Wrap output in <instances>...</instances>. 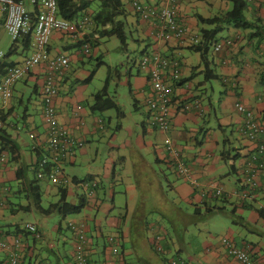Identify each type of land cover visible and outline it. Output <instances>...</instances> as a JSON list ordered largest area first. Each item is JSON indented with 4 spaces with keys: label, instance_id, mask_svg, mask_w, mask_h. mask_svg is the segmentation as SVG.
Here are the masks:
<instances>
[{
    "label": "crops",
    "instance_id": "crops-1",
    "mask_svg": "<svg viewBox=\"0 0 264 264\" xmlns=\"http://www.w3.org/2000/svg\"><path fill=\"white\" fill-rule=\"evenodd\" d=\"M137 1L150 5H161L163 2ZM178 2V20L187 28L188 35L198 37H202V31L213 29L201 25L198 18L211 20L232 8L231 0ZM122 3L123 15L117 20L136 31L143 55L159 52L180 60L181 80L172 98V129L169 133H163L149 127L147 111L144 110L150 96V86L148 74H141L140 71L133 78L130 72L125 73L127 69L122 73L115 70L113 73L116 74L117 82L110 77L108 95L121 108L123 106L116 97L109 94V88L113 84L128 87L127 100L135 112L142 113V121L134 119L136 117L133 115L127 117L126 114L118 120L114 110H109L115 112V116H111L106 115L108 111L94 112L91 109L93 95L102 89L108 67L114 70L107 63L97 67L101 64L99 59L95 70H92V79L85 84L77 83L87 79L92 72L85 66L86 55L98 56L102 53L99 51L102 44L108 41L105 37L100 38V27L91 18L95 11L87 10L90 19L76 40L54 32L49 42V53L51 56H66L70 60L68 70L60 79L59 96L54 102L57 120L73 138L84 142L75 159L63 166V171L64 168H70L79 173L82 167L87 171L81 179L73 174L71 177L66 176L71 181V185L66 188L68 202L70 197L73 198L69 204L75 205L80 195L85 193L88 196L90 188L97 187L96 192L89 196L91 198L84 208L86 212L83 213V209L68 225L85 224L89 256L94 264H104L108 253L105 241L112 235L120 238L122 264H168L172 256L185 258L190 264H239L228 256L220 241L215 243L218 238H213L209 232L199 228L205 219L199 220L193 215L194 210L200 209L202 212L205 209L221 208L226 211L223 217L230 220L236 229H228L222 233V238H230L236 246L245 247L257 260H264V218L260 214V211L264 214V170L252 178L254 188L247 187V184L243 186L244 170L254 146L239 133L244 118L235 109V104L240 103L264 123V0L247 4L244 15L253 23L250 29L222 26L215 36L213 44L226 43L220 51H215L210 45L208 70L216 77L210 81L205 80L206 69L201 53L178 41L156 40L153 36L154 28L140 21L134 14L131 0H122ZM83 14L79 15L78 21L86 17ZM220 34L226 35L221 37ZM82 39L96 45L90 47L89 54L83 52V48L76 47L77 41ZM12 54L19 55L16 48ZM12 56L7 58V62L14 64L27 57L13 60ZM98 74L97 89L92 91L89 87ZM197 74L203 75L204 83L220 82L222 89L215 93L214 98L208 97L202 90L203 83L197 81ZM42 84V70L36 68L13 87L12 97L7 103L0 101V113L5 115L11 111L7 122L0 123L2 130L19 146L18 158L8 162L0 173V187L8 190L9 194L4 199L10 203V206L7 204L0 211V238L9 243L13 237L21 239L20 264H75L72 257L76 241L72 233L70 240L60 236L65 254V258H61L59 252L55 253L56 248L49 234L38 224L36 227L48 245L44 241L35 245L32 236L30 243L29 234L19 231L27 224L21 221V214L32 213L33 210L16 211L19 205L27 206L31 198L25 179L22 182L15 181L14 171L22 168L27 179L34 177L30 170H25L27 166L32 170L36 159L32 148L37 143L30 141L28 135L35 134L39 141L47 137L48 128L42 118L39 98ZM186 104L188 110L184 109ZM16 105L22 109L21 114L17 113ZM12 117L20 119L22 124L10 122ZM228 130L234 136V146L225 135ZM221 136H224L222 140ZM167 141L179 149L197 187L175 174L170 155L165 149ZM101 142L107 145V153L102 165L96 166L95 162L101 160L98 156ZM43 145L40 148L44 150ZM85 180L90 181H87L89 184L83 182ZM11 183H14L15 189ZM38 184L43 195L41 205L46 201L47 205L59 202L60 187L46 180ZM90 184L96 186L89 187ZM218 189H222L219 197L216 196ZM246 190L249 196L243 199L241 194ZM50 198H56V201L50 202ZM228 206L230 211L227 210ZM244 216L250 218L245 219ZM191 227L196 236L202 239L200 249H194L187 242L186 232ZM55 232L60 235L61 226L56 227ZM233 235H236V239ZM155 239L162 249V255L155 254L150 247L155 244ZM66 248H69L68 252ZM3 261H6V253L0 252V264Z\"/></svg>",
    "mask_w": 264,
    "mask_h": 264
},
{
    "label": "built area",
    "instance_id": "built-area-1",
    "mask_svg": "<svg viewBox=\"0 0 264 264\" xmlns=\"http://www.w3.org/2000/svg\"><path fill=\"white\" fill-rule=\"evenodd\" d=\"M179 0H163L161 5L142 4L137 0H131L134 14L143 23L150 24L154 28L153 36L156 40L163 42L178 41L182 45L193 48L203 43L198 35H188L187 28L178 20ZM248 3L258 0H246ZM88 17L76 23H68L58 16L57 0H0V34L8 35L12 42L26 35L31 37V55L24 58L22 62L7 69L5 76L0 82V101L4 104L12 97L13 87L26 78L34 69L40 68L43 75V84L40 88V103L42 106V118L47 125L48 132L45 140L39 141L38 136L30 133L31 141H35L38 147H44L48 153L37 164L36 177L39 180H47L57 187H68L71 181L65 176L63 166L72 162L80 148L83 147L82 140L73 138L66 128L60 125L55 110V99L59 96L60 79L68 70L70 60L66 56H51L48 51L49 42L54 32L59 35L70 36L74 40L83 30ZM225 41L212 44L215 51H220ZM228 43V42H227ZM83 52L89 54V47L83 46ZM7 54L0 51V63ZM179 58L165 56L159 52L146 53L140 62V72L148 74L150 96L145 102L148 114V125L154 130L169 133L172 129L171 115L173 110V93L181 80ZM197 106V105H196ZM188 110V105H184ZM236 111L244 118L239 130L242 138L254 146L253 154L244 170L243 186L254 188L252 178L258 172L264 170V123L256 117L251 110L240 103L235 104ZM2 125H0V130ZM166 152L170 155L175 174L197 187L187 164L183 161L179 149L170 141L166 142ZM7 161V155H0V173ZM50 169L45 171L47 165ZM251 166V167H250ZM248 167V168H247ZM95 187L90 184L89 187ZM8 190L0 187V211L5 207L4 196ZM90 191L88 196H92ZM249 191H243V199H247ZM222 195V189H218L216 196ZM23 229L32 235V241L39 245L42 235L37 227L25 224ZM70 231L75 237L74 246L75 264H94L90 260L88 238L86 227L83 223L69 225ZM221 245L228 256L235 259L239 264H264V260H257L244 247H238L233 240L223 237ZM108 253L104 264H122L120 253V240L112 235L107 238ZM22 246L20 238H12L11 242L0 238V252L6 253V264H20L19 251ZM171 264H190L183 258L172 257ZM44 264V263H42Z\"/></svg>",
    "mask_w": 264,
    "mask_h": 264
},
{
    "label": "trees",
    "instance_id": "trees-1",
    "mask_svg": "<svg viewBox=\"0 0 264 264\" xmlns=\"http://www.w3.org/2000/svg\"><path fill=\"white\" fill-rule=\"evenodd\" d=\"M94 2H97L99 4V6H98V9L95 10V12L91 15V18H92L93 22L96 23V25L100 27V31H99L100 32V38L107 36L108 33H110V32H114L117 39L119 40L120 45L122 46L123 49H125L127 46L126 38L124 37V35L122 33L124 23L122 21L117 20L118 17L123 15L122 0H57L58 16L60 17L61 20H64L68 23H76L78 21L79 15L82 13H84L83 15H85L86 17H88L90 19V15L86 12H87V10L90 9L91 4ZM231 3H232L231 10L225 12L221 16L215 17L214 19H211V20H204V19L198 18L199 23L201 25L213 27L212 30L202 31V33H201L202 37L201 38H202L203 43L200 44L199 46L192 48V49H195L196 51H198L199 53L202 54V63L204 64L205 69H206V72H205V80L206 81L216 79V77L213 76V74L208 70L209 66H208L207 57L209 54L210 45L213 44L212 42H213L215 36L222 29V26L231 25L236 29L247 30V29H250L251 26L253 25V23L248 21L244 15L245 9L247 8V4H248L247 1L246 0H231ZM77 42L78 43H77L76 47L83 48V46H85V44H88L89 49H90V47H96V45H94V44H92L86 40H83V39L80 41H77ZM12 44L13 45L8 49V51L6 53L7 54L6 58L3 60V62L0 63V79L5 76L7 69L16 65L13 62H7V58H10L13 55L12 53L15 51V48H17V44H21L23 49L29 50L30 45H31V37H30V35H26V36L22 37L21 39H17L15 41H13ZM5 61L7 62L6 64H4ZM100 61H101V64H99L97 67L104 64L102 58H100ZM114 71H115V69L112 70L111 68L108 67L107 77L104 81L102 89L93 95V104L91 106V109L94 112H104V111L114 110L116 112L117 119L121 120L125 116L124 112L117 105L115 99L109 97V95H108L109 79H110V77ZM93 75H94V71L91 72L90 76L87 79H85L83 81H79L77 83H82V84L88 83L92 79ZM1 80H0V82H1ZM39 98H40V93H39ZM10 112L6 113L5 115H3V113H0V123L5 124L7 122L8 117L10 115ZM32 142L35 143V141H32ZM32 150L35 152V156H36L35 163L32 165V170L30 169V166H27L25 168V170L26 171L30 170V172L33 174L34 177L31 179H29V178L27 179L26 175L23 173L24 170L22 168H16V170L14 171L15 181L22 182L25 179V181L27 183L28 192L30 193V198H31L27 206L19 205V208L16 211L17 212L18 211L29 212V211L33 210V211H37L38 213H40L41 215H43L45 217H49L50 215L55 214L63 220L68 218L69 216H78L81 213V211L87 206V203L89 202V196H87L84 193L83 195H80V197L78 198L77 203L75 205H71L68 202V191L66 189L67 187H60L58 189L59 202L49 204L46 209L43 208V206L41 205V201H43V195H42V192L40 191V187H39L38 183L40 181H44V180L37 179L36 172L38 171L37 164L48 153L46 151H44L43 149H41L40 147L36 146V144L32 148ZM3 153L7 155V161L5 164V165H7L8 162H13L14 160H16L18 158L19 146L11 138V136L6 135L5 132L1 128V130H0V155ZM49 169H50V164L46 166L45 171H48ZM87 181L88 180H85L83 182H86L87 184H89L88 182H90V181H88V182ZM90 189L92 191L96 192L95 190L97 189V187L90 188ZM7 204L10 206V203H8V199H6V201H5V207L4 208H6ZM225 212L226 211L224 209H221V208H219V209H217V208L205 209V211H202V212L199 209V210H194L193 215L195 218H198L199 220L200 219L201 220H204V219L207 220V219L213 217L214 215H219V214L226 215ZM203 213H204V215H203ZM260 214H261V216L263 215L262 217L264 218V214L262 213V211H260ZM230 217H234V216H230ZM232 221H234V220H232ZM18 229H19V227L17 226V231H18ZM19 231H22L23 233L29 234L24 229L19 230ZM38 231H39V229H38ZM42 241H44V243L46 245H48V242H46V240H43V237H42ZM154 242H155V244L153 246L152 245L150 246L151 249L154 251V253L155 254L163 253L158 241L155 239ZM105 243H106V241H105ZM106 246H107V243H106ZM172 257L181 258L180 256H172ZM172 257H170L168 259V261H167L168 264H171L170 262H171ZM253 257H254V255H253ZM72 259L74 261V255H73ZM1 264H6V262L3 261V263H1Z\"/></svg>",
    "mask_w": 264,
    "mask_h": 264
},
{
    "label": "rangeland",
    "instance_id": "rangeland-1",
    "mask_svg": "<svg viewBox=\"0 0 264 264\" xmlns=\"http://www.w3.org/2000/svg\"><path fill=\"white\" fill-rule=\"evenodd\" d=\"M98 6H99V4L97 2H94L91 4L90 10L95 11L98 9ZM118 21H120V20H118ZM122 33H123L124 37L126 38L127 46L125 49H123L122 46L120 45L119 40L117 39L114 32H110V33H108L107 36H105V40H108V41H105V43L102 44L101 49L99 50L100 52H102L101 54H99L96 57H90V56L86 55L85 66L90 72L92 70H95L96 65L99 62V59L102 58L104 63H107L113 69L117 70V72L122 73L125 69H127V71L125 73L130 72L131 76L133 78L136 77L137 73L140 71L138 69V66L140 65V62L143 60V57H144L143 54L144 53H142V51L140 50V46L138 45V40H139L138 35L134 29H132L131 27H128V26H124ZM225 35L222 34V36H221V34H220L221 37H225ZM225 39H227V38H225ZM12 43H13L12 39L8 35H6L4 33L0 34V51L2 53L6 54L8 49L13 45ZM16 49H17V52L19 55L12 56L13 60H21L24 56L31 55L30 49L29 50L23 49L21 44H17ZM148 53H150V52H148ZM212 54H213V52L211 53V55ZM140 73L143 74L142 72H140ZM99 76L100 75L98 74V76H96L94 78L93 82L91 83V85L89 87L90 90L93 91L95 89V91H96V89H97L96 79ZM111 78H114L113 81L117 82L115 73H112ZM203 78H204L203 75L197 74V81L200 83H203L202 90L207 93L208 97L214 98V95H216L215 93L222 89L220 82L218 80H216V81L204 83ZM123 79L124 78H121V80H123ZM20 85L21 84L19 83L18 86H20ZM29 86H31V85H29ZM114 93H116V94H114ZM109 94L112 97H116V99L119 101L120 105L123 106L121 108L123 109V112H124V114L127 115V117L130 115H133V117H136L134 119H136L138 121L143 120L142 113H140V111L135 112L134 109H132L130 107L129 101L127 100L128 99L127 98L128 97V87H119L118 84H113L109 88ZM118 95H120L119 99H118ZM16 111L18 114L22 113V109H19L18 105H16ZM144 111H146V110H144ZM136 113L138 114V116H136ZM113 114L115 116L114 111L106 112V115L112 116ZM141 118H142V120H141ZM129 120L131 121L132 118H129ZM213 121H214V119H213ZM10 122L16 123L19 125L22 124L20 122V119H14L13 117L10 120ZM215 124L216 123H213L212 125H215ZM225 135L227 136V138L230 139L231 145L234 146L235 143H234V140L232 139L234 136L231 134L230 130H228ZM223 137L224 136H221L220 140H222ZM219 144H220V146H222L221 141H219ZM226 147H228V145ZM106 148H107V145L104 142H101V144L99 146V150L101 153L99 152V155H98L101 158V160L98 159L95 162L96 166L102 165L103 159L107 153V151H105ZM82 168H83V170H80L79 173L71 171L70 168H64V174H65V176H70V177L73 174V175H75L81 179L82 177H84L87 174L86 168L85 167H82ZM161 168H163V166ZM76 169H79V168H76ZM11 186L13 189H15L14 183H11ZM90 198L91 197H89V199ZM54 201H56V198H50V202H54ZM72 201H73V198L70 197L69 202L71 203ZM42 205H43V208L46 209L48 206L47 201L43 202ZM227 210L230 211L231 208H229V206H228ZM85 212H86V210L84 209L83 213H85ZM203 215H204V213H203ZM21 216H22L21 221L23 223H27V224L29 223V224H32L35 226H36V224H38L39 226L44 228V231L49 234V238L52 241V244L54 245V247L56 248L55 253L57 254V252H59L61 254V258H65L64 251L62 250V242H61L60 236L70 240L71 232L68 229L67 225L70 224L71 220H73L76 216H69L66 221H63L61 218H59V216H57L55 214L50 215L49 217H45V216L41 215L40 213H38L37 211H32V213H22ZM244 217H245V219L250 218L249 216H244ZM263 223H264V221H263ZM58 226H61L60 235L56 234V232H55V228ZM199 228H201V230H203V231L209 232L213 238H215V239L218 238L217 240H215V243L217 241H220V239L222 238V233L224 234L225 232H227L229 230H233V231L236 230V229H234L235 228L234 224L230 220L224 218L223 214L214 215L213 217H211L207 220L205 219L204 224L200 225ZM186 233H187V236H186L187 242L189 244H191V246L194 249H200L202 247V244H201L202 239L198 238L196 236V232H194L193 227L188 229V231ZM210 235L207 234L206 236L209 237ZM31 236L32 235H28L30 243H31ZM233 236H234V239H236V235H233ZM65 251L68 252L69 248H66ZM49 258L51 260H53L52 256H50ZM183 259H185V258H183ZM185 260H187V259H185Z\"/></svg>",
    "mask_w": 264,
    "mask_h": 264
},
{
    "label": "clouds",
    "instance_id": "clouds-1",
    "mask_svg": "<svg viewBox=\"0 0 264 264\" xmlns=\"http://www.w3.org/2000/svg\"><path fill=\"white\" fill-rule=\"evenodd\" d=\"M84 224V223H83ZM85 225V224H84ZM68 229H69V225H68ZM86 236H87V234H86ZM109 237V236H108ZM107 237V238H108ZM118 237V236H117ZM107 238H106V243H107ZM119 238V237H118ZM119 240H120V238H119ZM107 248H108V244H107ZM121 250V249H120ZM108 251V250H107ZM105 263V262H104Z\"/></svg>",
    "mask_w": 264,
    "mask_h": 264
}]
</instances>
